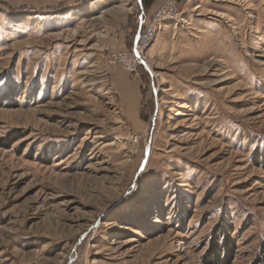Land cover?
Listing matches in <instances>:
<instances>
[{"label": "rangeland", "instance_id": "rangeland-1", "mask_svg": "<svg viewBox=\"0 0 264 264\" xmlns=\"http://www.w3.org/2000/svg\"><path fill=\"white\" fill-rule=\"evenodd\" d=\"M101 1L0 0V264H264V0H176L136 78Z\"/></svg>", "mask_w": 264, "mask_h": 264}, {"label": "crops", "instance_id": "crops-1", "mask_svg": "<svg viewBox=\"0 0 264 264\" xmlns=\"http://www.w3.org/2000/svg\"><path fill=\"white\" fill-rule=\"evenodd\" d=\"M108 1V0H104ZM101 1V2H104ZM160 0H150V2L145 1V4L143 0H134L136 11L138 12L136 19H137V25L139 23L140 16L148 17L150 15V11H154L156 8V3ZM155 8V9H154ZM109 12H114L117 10L108 9ZM107 10V11H108ZM129 33L130 29L128 26H126V29H123L119 31L110 41L109 43L112 44V46L119 50L127 49L129 44ZM116 34V33H115ZM135 36V35H134ZM134 37L130 40V44L133 43ZM133 45V44H132ZM115 85L116 90L118 91L120 106L124 109V114L127 117V119L130 122L136 123L138 127L141 126L140 122H143V106H142V94L140 90L139 83L133 79H131L127 75H122L117 78Z\"/></svg>", "mask_w": 264, "mask_h": 264}, {"label": "built area", "instance_id": "built-area-1", "mask_svg": "<svg viewBox=\"0 0 264 264\" xmlns=\"http://www.w3.org/2000/svg\"><path fill=\"white\" fill-rule=\"evenodd\" d=\"M179 15L177 9L176 0H162L160 5L154 10L152 19L148 17H143L142 24L139 32L137 33L135 46H131L130 49L119 50L115 49L114 51H108L107 60L110 66H120L130 75H133L134 78L137 77L136 69L137 65L140 64V60L137 58L134 50L139 54L141 43L146 42L157 29V25L161 23L162 20H176ZM142 58V57H141ZM137 136L134 135V141H137Z\"/></svg>", "mask_w": 264, "mask_h": 264}, {"label": "water", "instance_id": "water-1", "mask_svg": "<svg viewBox=\"0 0 264 264\" xmlns=\"http://www.w3.org/2000/svg\"><path fill=\"white\" fill-rule=\"evenodd\" d=\"M142 16H140V19H139V23H138V25H137V32H136V34H135V36H134V40H133V46H135V40H136V36H137V33L139 32V30H140V27H141V24H142ZM134 52H135V54H136V56H137V58L140 60V64L143 66V67H145V69L146 70H149L148 69V67H146V64H145V62H144V60L139 56V54L136 52V50H134ZM156 111H157V106H156V109H155V112H154V115H155V113H156ZM153 119H154V117L152 118V123L154 122L153 121ZM149 143H150V141H149ZM149 143H148V146L146 147V149H145V152H146V157L148 156V154H149V152H148V150H149Z\"/></svg>", "mask_w": 264, "mask_h": 264}, {"label": "trees", "instance_id": "trees-1", "mask_svg": "<svg viewBox=\"0 0 264 264\" xmlns=\"http://www.w3.org/2000/svg\"><path fill=\"white\" fill-rule=\"evenodd\" d=\"M145 1H146V3H147V2H150V0H143L144 4H145ZM263 252H264V251H263ZM216 259H217V258H216ZM217 260H218V263H219L220 260H219V259H217Z\"/></svg>", "mask_w": 264, "mask_h": 264}]
</instances>
